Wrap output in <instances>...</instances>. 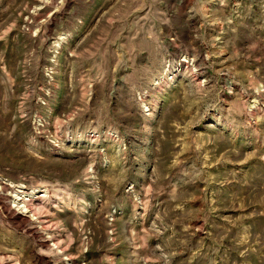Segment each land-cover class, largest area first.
I'll list each match as a JSON object with an SVG mask.
<instances>
[{"label":"rangeland","instance_id":"374dc122","mask_svg":"<svg viewBox=\"0 0 264 264\" xmlns=\"http://www.w3.org/2000/svg\"><path fill=\"white\" fill-rule=\"evenodd\" d=\"M22 191L0 264H264V0H0Z\"/></svg>","mask_w":264,"mask_h":264},{"label":"bare ground","instance_id":"6f19581e","mask_svg":"<svg viewBox=\"0 0 264 264\" xmlns=\"http://www.w3.org/2000/svg\"><path fill=\"white\" fill-rule=\"evenodd\" d=\"M3 187H5V185ZM21 193L23 195L13 201L12 206H7L6 204L1 203L0 207H2L7 219H9L15 225L17 224L19 227H25L26 232H29L35 236L37 234L38 227L31 226L32 224L36 223L38 219L36 214H34V208H32V201L35 199V197L33 196L32 192L22 191ZM41 197H44V195L41 194L38 196V198ZM42 243L43 245H46L47 241H43Z\"/></svg>","mask_w":264,"mask_h":264}]
</instances>
